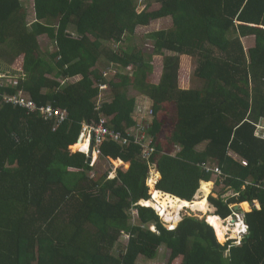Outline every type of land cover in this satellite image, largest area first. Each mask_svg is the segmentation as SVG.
<instances>
[{"label": "trees", "instance_id": "1", "mask_svg": "<svg viewBox=\"0 0 264 264\" xmlns=\"http://www.w3.org/2000/svg\"><path fill=\"white\" fill-rule=\"evenodd\" d=\"M147 1L34 0L30 24L22 0H0V61L13 68L11 82L0 85V264H136L155 259L162 247L170 250L169 264H264V138L256 134L264 118V0H150L158 9ZM166 17L170 28L149 33L163 58L155 82L154 64L141 50L105 46ZM44 35L54 52L42 49ZM248 36L254 45H245ZM187 57L197 59L202 87L182 81ZM18 59L21 69H14ZM105 60L131 75L108 80L99 71ZM104 82L111 100L105 95L96 109ZM132 85L153 102L148 133L161 177L156 187L149 181L151 193L148 161L134 138L101 144L106 171H95L79 151L84 122L106 117L127 136L148 117L128 96ZM17 92L39 107L67 109L68 118L57 123L3 101L2 94ZM208 164L223 175L206 171ZM213 175L232 192L209 196L215 214L226 219L236 205L245 214L248 232L239 244L221 243L226 239L207 218L185 215L169 229L153 207L139 204L157 192L192 201ZM123 231L130 234L125 242Z\"/></svg>", "mask_w": 264, "mask_h": 264}, {"label": "rangeland", "instance_id": "2", "mask_svg": "<svg viewBox=\"0 0 264 264\" xmlns=\"http://www.w3.org/2000/svg\"><path fill=\"white\" fill-rule=\"evenodd\" d=\"M22 1L27 6V9H28L27 10L28 11V18L27 19H28L29 23L32 24V22L35 18L34 0H22ZM141 1H144V0H139V1L137 0V3H141ZM147 2H151V9H158L160 7V4L156 1L153 2V1L148 0ZM171 26H172L171 18L166 17V18H162V19L153 20L147 26L138 27L133 35H127L123 39L122 42H120V43L109 42V43H106L105 46H110L112 49H114L116 51H120V49H122V47H124L126 49L127 47H130V46H135L137 49L141 50L142 54H144L145 59H149V60L151 59L153 64H154V71H152V74L150 75V80L155 82L159 79V76L161 73L160 69L162 68L161 65L163 62V58L160 56H157L158 54L156 53L155 44H154L155 41L151 37H149V33L155 32L157 30L168 29ZM73 27L74 26L71 25L69 27L70 28L69 31L73 32V34L76 37H78V32H76L77 30H75V27H74V30L71 29ZM71 32H69V33H71ZM91 37L93 39H95L93 36H91ZM40 42H41V46H42L43 50H45V51L48 50L51 53L55 51L56 45L54 44L52 39L49 38L47 35L42 36L40 38ZM163 51H165L166 55H175V52H173V51H169V50H165V49ZM150 56H152V57H150ZM185 56H187V55H185ZM104 62H105V64H103ZM184 63H185V66L187 68L184 66V69H182V71H181L182 81L186 80L187 82H189V80H190L191 81V87H202V84H203L202 81L199 80L195 75V69L197 67V59L193 58V60H192L190 57H187L184 59ZM0 65H1L0 69L2 70V71L0 70V74L4 75V73H5V75L8 76L9 74L12 73V72H10L11 71L9 69L10 67L7 64H6V67L4 66L5 65L4 63H2V64L0 63ZM15 65H16L15 67L13 66L14 69L15 68L21 69V61L19 59L16 60ZM3 66H4V68H3ZM99 66H101V68L99 70V71H101V73H102V71H104V69L110 68L109 69L110 74L108 76V79H109V77L111 79L112 76L116 73H123L124 72V73H128L131 75V72H130L131 70L128 67L122 66L121 64H117V63L109 64V62H107L105 60L101 64H99ZM105 66H106V68H105ZM7 68L9 69V72L7 71ZM80 79H81V76L79 75V76H76L75 78L69 79V81H77ZM0 81H2V80L0 79ZM7 83H9V81ZM107 94H109L108 98L110 99L111 98L110 97L111 89H110V91H107ZM128 96L136 99L137 104L140 106L139 109H141L140 113H144L146 111H148V113H149V110L152 108L151 105L153 104V102L146 94H144L142 89L132 85L129 88ZM169 126H171V125L168 124L166 127H169ZM203 147L204 146L202 145L201 148H203ZM177 150H179L178 147H177ZM231 154L237 158L236 154H234L232 152H231ZM101 156L99 158L98 164L96 165V167H94L95 171L96 170L97 171H106L110 167L109 163L105 159H103V157H101ZM98 157H99V155H98ZM112 169L114 170V168H112ZM113 170L111 172H114ZM95 171L93 172V174H95ZM112 175H115V172ZM112 175L109 174V176H112ZM215 176L216 175H213V183H211L212 186H211L209 196L214 195L215 197H217L221 193H223L222 197H226L228 195H231V193H232L231 190L230 191H227V190L223 191V188H222L223 184H221V183L215 184V181H214ZM150 183H154V181L153 182L150 181ZM152 190H153V188L150 186V193ZM197 194H199V192L196 193L195 197L197 196ZM209 196H208V201H209ZM209 207H210V213L216 212V207H214L210 203V201H209ZM159 211L161 214H163L162 217H160L162 222L167 227L168 226L170 227V224L172 225L174 219L172 221L170 220V222H169L167 215H166V209H162V210L159 209ZM131 214H132V221L135 222L138 219L137 218V216H138L137 209L132 208ZM175 214H176V217H178V219H180V220L185 215H194V216H197L200 218H207L208 219V217L204 213H202L200 211L192 210L191 208H184L183 210H180L179 212L177 211ZM224 221L227 224H230V222L232 223V221L230 220V217L224 219ZM236 222H237V225H236ZM236 222H233V223H235V225L232 226L229 234L225 238H223V239H226L224 242H221L220 240H222V239H220L218 237V239H220L219 241L221 243L225 244L230 240H235L236 242H239L240 239H239V233L238 232L242 226V219H238V221H236ZM235 227H236V229H235ZM152 229H155V226H152ZM121 239L123 242H125L126 238L123 236ZM169 256H170V250L167 247H162L160 249V253H159L158 257H156L155 259H147L145 257H139L138 260L136 261V264H169Z\"/></svg>", "mask_w": 264, "mask_h": 264}, {"label": "built area", "instance_id": "3", "mask_svg": "<svg viewBox=\"0 0 264 264\" xmlns=\"http://www.w3.org/2000/svg\"><path fill=\"white\" fill-rule=\"evenodd\" d=\"M109 69L110 68L105 69L103 71V74L106 78H108L110 74ZM7 78L8 76L5 75V73L4 75L0 74V79L2 80L0 81L1 86L7 83L6 80ZM108 80H110V77ZM9 82H11V80ZM99 88H100V95H99L100 99L97 103L96 109H98L102 104V97H104L107 94V91H110L111 85L109 82H104L99 84ZM2 97H3V101L21 107L23 109H26L28 112H34V111L36 112L39 110L46 119H55L57 123H64L69 115L68 110L65 108L54 107L52 105H45L39 107L31 98H29V96H27L23 92H17L14 94L4 93L2 94ZM139 107L140 106H138V109ZM152 114L153 111L150 110L148 117H143L139 121L137 126L128 132L127 136L120 131H116L112 129L109 126V121L106 117H102L99 121L92 120L89 122H84L78 139V143H82L83 147L80 146L79 151L84 152L86 154L90 166L96 167L99 158L102 155L101 144L104 141L109 140L122 145H127L131 142V138H134V141L141 146L142 158L148 161L149 174L146 180V184L150 187L151 184L149 183V181L154 177L156 180L154 187H156V184L159 181L160 179L159 177H161V175L158 172L156 163L152 161V156L155 151L154 137L148 133V128L152 123ZM256 134L259 137L264 138V118L256 123ZM205 169L208 172L211 171L214 174L223 175L221 167L217 164L205 165ZM114 172H111L110 175H112ZM109 177L113 178L115 177V175ZM139 204L145 205L141 201L139 202ZM244 217H245L244 212H241L236 209H234L233 214L230 216V219L232 220L236 219V221H238V219H242V226L238 232L240 240L239 242H236L237 244L241 242L244 235L248 232V225L245 223ZM236 221H232V222H236ZM171 226L172 225L170 224V227L168 226V228L170 229L173 228ZM123 236L126 238L125 241L130 238V234L125 231L122 232V237Z\"/></svg>", "mask_w": 264, "mask_h": 264}, {"label": "bare ground", "instance_id": "4", "mask_svg": "<svg viewBox=\"0 0 264 264\" xmlns=\"http://www.w3.org/2000/svg\"><path fill=\"white\" fill-rule=\"evenodd\" d=\"M150 181L155 182L156 180L153 177L152 179H150ZM198 192L199 194H197V196L192 201L181 199L180 197L174 196L170 193L157 192L156 195L152 197L151 199L149 200L143 199L141 200V202L147 206H154L160 210L166 209V215H167L169 222L170 220L172 221L174 219L172 223V227H175L180 220L178 219V217H176L175 213L177 211L179 212L180 210H183L184 208H191L192 210L200 211L208 217V221L214 226L218 237L220 239L225 238L229 234L232 226H234L235 223L230 222V224H227L224 221L223 217L216 215L212 211H211L212 213H210V207H209V201H208L210 187L206 181H202L201 187ZM230 220L233 221L232 219Z\"/></svg>", "mask_w": 264, "mask_h": 264}, {"label": "crops", "instance_id": "5", "mask_svg": "<svg viewBox=\"0 0 264 264\" xmlns=\"http://www.w3.org/2000/svg\"><path fill=\"white\" fill-rule=\"evenodd\" d=\"M264 27V26H263ZM71 29H73L74 30V27L73 28H71ZM243 42L245 43V45H254L255 44V38L253 37V36H248V37H244L243 38ZM0 63H1V61H0ZM2 64V63H1ZM5 67H6V65H4ZM4 66H3V68H4ZM9 69H11L12 70V67H10ZM9 69L7 68V71L9 72ZM11 72V71H10ZM4 73V72H3ZM115 175H116V172H115ZM212 181V180H211ZM207 182V181H206ZM201 183H202V181H201ZM208 184H209V186H210V190H211V186H212V184L210 183V182H207ZM212 183H213V181H212ZM201 187V186H200ZM209 196V195H208Z\"/></svg>", "mask_w": 264, "mask_h": 264}, {"label": "clouds", "instance_id": "6", "mask_svg": "<svg viewBox=\"0 0 264 264\" xmlns=\"http://www.w3.org/2000/svg\"><path fill=\"white\" fill-rule=\"evenodd\" d=\"M69 32H71V31H69ZM71 34L73 35V36H75L74 34H73V32H71ZM76 37V36H75ZM84 153V152H83ZM92 167V166H91ZM94 168V167H93ZM151 197H152V195H151ZM147 206V205H146ZM151 207H153V206H151ZM156 211H157V213L160 215V217H162V215L163 214H161L160 213V211H159V209L158 208H156V207H153ZM209 222V221H208ZM210 223V222H209ZM211 224V223H210ZM212 225V224H211ZM176 227V226H175ZM175 227H173V228H175ZM173 228H171V229H173ZM170 229V228H169Z\"/></svg>", "mask_w": 264, "mask_h": 264}, {"label": "water", "instance_id": "7", "mask_svg": "<svg viewBox=\"0 0 264 264\" xmlns=\"http://www.w3.org/2000/svg\"><path fill=\"white\" fill-rule=\"evenodd\" d=\"M239 208H240V207H239L238 205L235 206V209H236V210H239ZM207 221H208V220H207ZM233 221H236V219H233Z\"/></svg>", "mask_w": 264, "mask_h": 264}]
</instances>
